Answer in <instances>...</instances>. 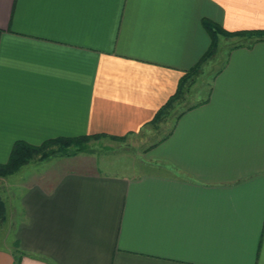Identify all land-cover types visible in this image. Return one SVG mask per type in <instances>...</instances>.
<instances>
[{
    "label": "crops",
    "instance_id": "crops-1",
    "mask_svg": "<svg viewBox=\"0 0 264 264\" xmlns=\"http://www.w3.org/2000/svg\"><path fill=\"white\" fill-rule=\"evenodd\" d=\"M208 23L227 59L140 168L75 155L0 177V264H264V0H0V163L20 140L154 125Z\"/></svg>",
    "mask_w": 264,
    "mask_h": 264
},
{
    "label": "rangeland",
    "instance_id": "rangeland-1",
    "mask_svg": "<svg viewBox=\"0 0 264 264\" xmlns=\"http://www.w3.org/2000/svg\"><path fill=\"white\" fill-rule=\"evenodd\" d=\"M221 35L222 33L219 32V38ZM223 36L221 37L228 38L230 35L223 34ZM223 41L221 49L218 50L219 53L217 57L213 61L206 63L201 69V73L193 77L190 87L185 90L182 97L173 105L158 124L149 125L139 133L120 139H113L110 137L92 139L89 142L92 151L90 153H79L77 154L79 155L78 157L83 155L89 158V160L96 163L97 166L95 170L98 169L106 173L130 174L136 166L140 168L142 166L141 163H143L145 159L143 156L144 150L166 134L167 129L171 126L176 117L184 111V107L206 98L210 88L209 85L212 84L213 81L211 73L223 66L227 59L229 48L234 44L229 39H223ZM53 148L57 149L58 146L55 145ZM74 156L75 155H72V157L55 155L48 159L58 158L57 162L63 164L65 159H69L70 162L75 161ZM76 160H78V158H76ZM46 162L42 160L40 156H36V158L31 160L26 166L33 168L39 165L43 168L42 164L45 165ZM86 166L87 165H85V167L79 166L78 168L83 170L93 168L92 166ZM5 227V224L0 225V244H6L7 241L10 242L11 239L9 236L6 237L7 231Z\"/></svg>",
    "mask_w": 264,
    "mask_h": 264
},
{
    "label": "trees",
    "instance_id": "trees-1",
    "mask_svg": "<svg viewBox=\"0 0 264 264\" xmlns=\"http://www.w3.org/2000/svg\"><path fill=\"white\" fill-rule=\"evenodd\" d=\"M208 30L211 32L213 41L210 49L206 55L198 62L192 69H190L186 75L182 78L178 91L176 94L168 101V103L163 106L156 114L152 124H158L173 107V105L182 97L185 90L191 85L194 76H198L201 73L203 66L213 61L218 54L219 50V39L218 34L221 31L216 25L207 24ZM224 34H230L229 32L223 31ZM243 33H248L245 31ZM254 33V32H253ZM237 34V33H234ZM256 34V32H255ZM259 39H264V34H259ZM106 137L104 134L95 135H81L78 137L71 138H58L50 139L42 143L41 145H33L26 141H17L13 147L10 158L5 163H0V177H7L9 175L15 174L23 166L28 164L31 160L35 159L36 156H40L42 160H46L55 155H65L72 156L79 153H90L89 142L92 139ZM113 139H120L119 137H110ZM57 145L58 148L54 149L53 146ZM6 208L3 201L0 199V214L2 220L5 219Z\"/></svg>",
    "mask_w": 264,
    "mask_h": 264
}]
</instances>
